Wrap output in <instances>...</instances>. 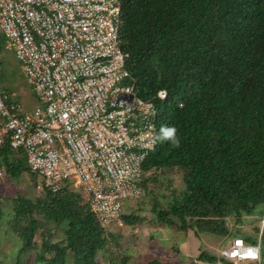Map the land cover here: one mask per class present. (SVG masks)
<instances>
[{"label": "trees", "instance_id": "16d2710c", "mask_svg": "<svg viewBox=\"0 0 264 264\" xmlns=\"http://www.w3.org/2000/svg\"><path fill=\"white\" fill-rule=\"evenodd\" d=\"M118 1L128 81L157 112L158 144L142 165L149 223L257 244L264 219V0ZM165 127L176 129L178 145L163 137ZM0 169L16 182L24 173L36 177L7 146L0 147ZM174 171L181 173L182 189L160 202L150 187ZM165 183L169 188L172 181ZM42 192L41 198L18 193L10 212L0 208V221L21 243L16 264H25L21 258L29 252L27 264H100L97 257L109 251L114 235L87 199L69 189ZM135 214H121L123 224L144 221ZM248 218L252 233L237 228ZM260 257L264 264V228ZM121 260L125 264L127 257ZM196 261L234 264L205 250Z\"/></svg>", "mask_w": 264, "mask_h": 264}, {"label": "built area", "instance_id": "2783aa9c", "mask_svg": "<svg viewBox=\"0 0 264 264\" xmlns=\"http://www.w3.org/2000/svg\"><path fill=\"white\" fill-rule=\"evenodd\" d=\"M120 12L118 0H0V42L38 102L23 111L0 88V147L24 158L38 189L82 194L106 229L144 195L142 165L158 144L155 105L128 81ZM261 223L257 244L234 239L220 256L259 264Z\"/></svg>", "mask_w": 264, "mask_h": 264}, {"label": "rangeland", "instance_id": "374dc122", "mask_svg": "<svg viewBox=\"0 0 264 264\" xmlns=\"http://www.w3.org/2000/svg\"><path fill=\"white\" fill-rule=\"evenodd\" d=\"M7 44L2 40L0 42V52L2 59L0 62V88L9 93H15L17 101L21 104L23 111H31L38 105L34 96L33 90L27 83L26 78L22 72L20 64L15 59L12 51L5 49ZM0 208L5 211L9 210L12 204V199L18 193L28 191L31 198L43 197L42 190L38 189L39 180L35 177L32 180L28 175L22 174L20 182L10 180L0 169ZM172 181L169 188H165L166 180ZM13 181V182H12ZM37 185V186H36ZM36 186V187H34ZM152 194L156 196L160 202L162 198H170L171 191L176 192L182 189L181 173L179 172H165L159 178V183L156 187H150ZM151 199L141 197L138 200H124L121 206V212L124 215L136 213L143 217L144 221L139 222L134 227H128L123 224H116L107 228L108 232L114 235L113 241H109V251L98 255L97 262L100 264H122L121 258L127 257L125 264H150L152 261H158L161 264H190L185 261V256L175 254L174 249H170L169 244L176 245L180 239L179 232L175 228H166L163 231L159 230L161 225L150 224L152 215L150 213ZM0 261L2 264H16V253L21 243L18 238L9 236L6 228V223L0 221ZM262 222V221H261ZM259 226L261 228L262 223ZM234 221L228 220V226H233ZM255 224L251 218H248L243 226L237 227L243 232L252 233ZM58 236V237H57ZM60 233L56 234L54 240H58ZM201 250H205L213 255L219 257L221 251L228 249L233 239L225 241V238L217 236L206 235L201 238ZM35 240L39 242L38 236ZM188 251L195 253L197 250L196 242L189 244ZM183 255V254H182ZM22 262L27 264L33 260V253L29 252L23 255ZM189 261V260H188ZM240 264H250V261H245Z\"/></svg>", "mask_w": 264, "mask_h": 264}, {"label": "crops", "instance_id": "0c3cea01", "mask_svg": "<svg viewBox=\"0 0 264 264\" xmlns=\"http://www.w3.org/2000/svg\"><path fill=\"white\" fill-rule=\"evenodd\" d=\"M164 229H166V228L160 227L159 230L163 231ZM206 235H208V234H201L198 237H196L194 235L193 231H191V230H188L186 233L179 232V236L178 237H180V239L177 241V244H178L177 246H178V251H179L178 255L181 254L182 257L185 256L184 257L185 261L186 262H191L190 264H209V263H205V262L196 261V257L199 255L200 250H201V248H200V242L202 241L201 238L204 239ZM193 242H196V244H197L196 252L195 253L191 252L190 254L186 253L188 251L187 248H188L189 244H191ZM167 244L169 245L170 249H174L173 245L169 244V242ZM215 264H222V263L217 262Z\"/></svg>", "mask_w": 264, "mask_h": 264}, {"label": "clouds", "instance_id": "9594fccd", "mask_svg": "<svg viewBox=\"0 0 264 264\" xmlns=\"http://www.w3.org/2000/svg\"><path fill=\"white\" fill-rule=\"evenodd\" d=\"M160 95H161V98H163L166 95V93L161 92ZM161 131L163 132L164 138L173 139V142L178 145V141L174 139L175 132H176V129L174 127H171V128L165 127V128H162Z\"/></svg>", "mask_w": 264, "mask_h": 264}]
</instances>
